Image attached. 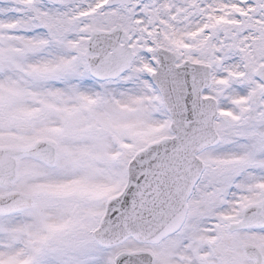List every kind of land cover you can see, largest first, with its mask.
Wrapping results in <instances>:
<instances>
[{
	"label": "snow or ice",
	"instance_id": "1",
	"mask_svg": "<svg viewBox=\"0 0 264 264\" xmlns=\"http://www.w3.org/2000/svg\"><path fill=\"white\" fill-rule=\"evenodd\" d=\"M0 264H264V0H0Z\"/></svg>",
	"mask_w": 264,
	"mask_h": 264
}]
</instances>
